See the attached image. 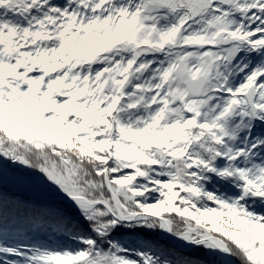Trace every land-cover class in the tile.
<instances>
[{
    "label": "snow or ice",
    "instance_id": "obj_1",
    "mask_svg": "<svg viewBox=\"0 0 264 264\" xmlns=\"http://www.w3.org/2000/svg\"><path fill=\"white\" fill-rule=\"evenodd\" d=\"M0 264H264V0H0Z\"/></svg>",
    "mask_w": 264,
    "mask_h": 264
}]
</instances>
